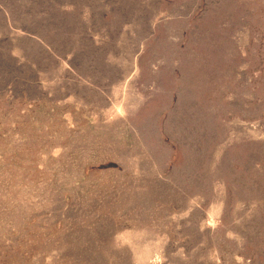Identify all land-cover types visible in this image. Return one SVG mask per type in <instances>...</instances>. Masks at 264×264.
Here are the masks:
<instances>
[{"label": "rangeland", "instance_id": "1", "mask_svg": "<svg viewBox=\"0 0 264 264\" xmlns=\"http://www.w3.org/2000/svg\"><path fill=\"white\" fill-rule=\"evenodd\" d=\"M0 264H264V0H0Z\"/></svg>", "mask_w": 264, "mask_h": 264}]
</instances>
